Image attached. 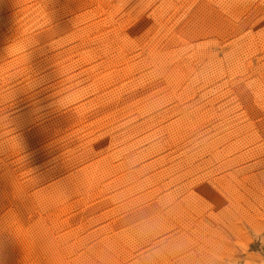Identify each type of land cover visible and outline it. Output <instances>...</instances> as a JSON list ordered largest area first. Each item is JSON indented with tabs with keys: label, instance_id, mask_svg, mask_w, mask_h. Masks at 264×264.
I'll use <instances>...</instances> for the list:
<instances>
[{
	"label": "rangeland",
	"instance_id": "374dc122",
	"mask_svg": "<svg viewBox=\"0 0 264 264\" xmlns=\"http://www.w3.org/2000/svg\"><path fill=\"white\" fill-rule=\"evenodd\" d=\"M0 205V264H264V0H0Z\"/></svg>",
	"mask_w": 264,
	"mask_h": 264
},
{
	"label": "bare ground",
	"instance_id": "6f19581e",
	"mask_svg": "<svg viewBox=\"0 0 264 264\" xmlns=\"http://www.w3.org/2000/svg\"><path fill=\"white\" fill-rule=\"evenodd\" d=\"M51 1V0H50ZM86 1V0H85ZM250 1V0H249ZM10 2V1H9ZM94 2H95V0H94ZM65 3V2H64ZM98 3V2H97ZM169 3V2H168ZM17 4V3H16ZM222 4V3H221ZM91 5V4H90ZM200 5V4H199ZM62 6H64V5H62ZM86 6V5H85ZM76 7V6H75ZM88 7V6H87ZM206 7V6H205ZM257 10V9H256ZM140 13V12H139ZM66 14H68V12L66 13ZM252 15V14H251ZM257 15V14H256ZM77 16V15H76ZM136 16V15H135ZM220 31V30H219ZM225 35V34H224ZM223 36V35H222ZM81 37V36H80ZM116 39V38H115ZM129 40V39H128ZM222 41V40H221ZM20 42V41H19ZM115 42V41H114ZM122 44V43H121ZM21 45V44H20ZM36 45V44H35ZM16 46H17V44H16ZM110 47V46H109ZM21 48V47H20ZM108 48V47H107ZM116 49V48H115ZM127 49V48H126ZM122 50V49H121ZM25 53V52H24ZM128 53V52H127ZM13 54V53H12ZM38 54V53H37ZM6 55V54H5ZM29 55V54H28ZM115 55V54H114ZM122 55V54H121ZM124 55V54H123ZM24 56V55H23ZM87 60V59H86ZM108 61V60H107ZM111 61V60H110ZM118 61V60H117ZM79 62V61H78ZM77 62V63H78ZM42 63V62H41ZM83 63V62H82ZM65 65V64H64ZM120 65V64H119ZM81 66V65H80ZM74 68V67H73ZM176 69V68H175ZM91 70V69H90ZM177 70V69H176ZM62 71V70H61ZM67 72V71H66ZM11 80V79H10ZM39 84V83H38ZM13 86V85H12ZM31 88V87H30ZM60 91V90H59ZM183 94V93H182ZM40 95V94H39ZM8 96V95H7ZM13 108V107H12ZM59 108V107H58ZM5 111V110H4ZM3 111V112H4ZM14 113V112H13ZM26 114V113H25ZM132 114V113H131ZM16 119V118H15ZM27 124V123H26ZM11 148V147H10ZM79 148V147H78ZM31 154V153H30ZM85 159V158H84ZM102 159V158H101ZM99 162H100V160H99ZM103 164V163H102ZM96 165V164H95ZM94 165V166H95ZM92 166V165H91ZM89 167V166H88ZM106 167V166H105ZM92 167H90V169H91ZM96 169V168H95ZM94 170V169H93ZM92 170V171H93ZM103 170V169H102ZM99 171V170H98ZM107 171V170H106ZM80 172V171H79ZM84 173V172H83ZM48 176V175H47ZM45 177V176H44ZM90 177V176H89ZM87 178V177H86ZM4 180V179H3ZM63 181H65V180H63ZM71 181V180H70ZM87 182V181H86ZM97 183V182H96ZM73 185V184H72ZM90 185V184H89ZM2 186V185H1ZM15 186V185H14ZM66 186V185H65ZM44 187V186H43ZM14 188V187H13ZM42 188V187H41ZM94 188V187H93ZM17 189V188H16ZM51 189V188H50ZM56 189V188H55ZM72 189V188H71ZM70 189V190H71ZM87 189V188H86ZM2 190V189H1ZM62 190V189H61ZM36 191V190H35ZM45 191V190H44ZM59 191V190H58ZM68 191V190H67ZM88 191V190H87ZM46 192V191H45ZM57 192V191H56ZM61 192V191H60ZM89 192V191H88ZM4 193V192H3ZM49 193V192H48ZM15 194V193H14ZM43 194H44V192H43ZM42 193H41V195L43 196V199H44V197H45V195H47V193L46 194H44L43 195ZM52 194V195H51ZM51 194H49V196H53L54 194L53 193H51ZM2 195H4V194H2ZM16 195H17V192H16ZM24 195V194H23ZM63 195V194H62ZM71 195V194H70ZM40 196V195H39ZM42 196H40V197H42ZM48 196V197H49ZM18 197V196H17ZM31 197H32V195H31ZM47 197V196H46ZM45 197V198H46ZM54 197V196H53ZM52 197V198H53ZM34 198H36V196L34 197ZM55 198V197H54ZM70 198H72V197H70ZM95 198V197H94ZM15 199V198H14ZM22 199V198H21ZM25 199V198H24ZM31 199V198H30ZM43 199L41 200V201H43ZM65 199V198H64ZM40 200V199H39ZM48 200H50V199H48ZM47 200V201H48ZM56 200V199H55ZM118 200V199H117ZM120 200V199H119ZM17 201V200H16ZM40 201V202H41ZM54 201V200H53ZM20 202V201H19ZM46 202V201H45ZM59 202V201H58ZM88 202V201H87ZM49 203V202H48ZM53 203V202H52ZM57 203V202H56ZM70 203V202H69ZM68 203V204H69ZM25 204V203H24ZM57 204H59V203H57ZM67 204V203H66ZM71 204V203H70ZM20 205H22V204H20ZM32 204H30V207L28 208V209H30L32 206H31ZM37 205V204H36ZM43 205V204H42ZM46 205V204H45ZM53 205V204H52ZM63 205V204H62ZM71 205H73V203L71 204ZM1 206V205H0ZM55 206V205H54ZM64 206V205H63ZM2 207V206H1ZM25 207H26V205H25ZM43 207V206H42ZM48 207V206H47ZM59 207V206H58ZM60 207H61V205H60ZM65 207V206H64ZM70 208H71V206H69ZM39 208V207H38ZM57 208V207H56ZM62 208V207H61ZM43 209V208H42ZM48 209V208H47ZM50 209V208H49ZM58 209V208H57ZM64 209V208H63ZM65 209H66V207H65ZM53 210H55V209H53ZM60 210V209H59ZM30 211H31V209H30ZM46 211H48V210H46ZM52 212V211H51ZM56 212V211H55ZM61 212H62V210H61ZM61 212H58L59 214L61 213ZM50 213V212H49ZM35 214V213H34ZM47 215V214H46ZM5 216V215H4ZM49 216V215H48ZM38 217V216H37ZM47 217V216H46ZM50 217V216H49ZM56 217H58V216H56ZM100 217V216H99ZM51 218V217H50ZM53 218V217H52ZM55 219H57V218H54V220ZM13 221H15L14 219H12ZM59 221V220H58ZM86 221V220H85ZM56 222H57V220H56ZM97 222V221H96ZM16 223V222H15ZM26 223V222H25ZM28 223H30V225L27 227L28 229H26V231L24 232V236L23 235H21V236H23V238L22 237H19V235H18V237H16V239H13V241H12V244H11V246H12V250H11V254H10V264H17L18 262H23V260H25L26 262H29L30 264H31V261H33V260H38L39 261V263H37V264H59V260L56 258V257H52L53 255L52 254H50V253H48V254H50V256H44L45 255V253H47V252H45L44 253V248L45 247H47V246H43V244H44V240L42 239L43 237H42V232L43 233H45V230L43 231L42 229H43V227L40 229V228H38L37 229V225L35 224V225H33V223H32V221H29ZM27 223V224H28ZM83 224V223H82ZM94 224V223H93ZM33 226H35L36 227V229H34L33 230ZM14 227H16V225L14 226ZM21 227V226H20ZM17 229V228H16ZM16 230H15V228H14V231H13V233L15 232ZM20 231L21 230H19V233H20ZM18 232V231H17ZM99 232V231H98ZM12 233V232H11ZM12 233V234H13ZM14 235H15V233H14ZM16 235H17V233H16ZM48 235V234H47ZM12 236V235H11ZM46 236V235H45ZM50 237V236H49ZM49 237H48V239H49ZM15 238V237H14ZM12 239V238H11ZM44 241V242H43ZM51 241V240H50ZM52 242V241H51ZM3 243V242H2ZM48 243V242H47ZM2 246V245H1ZM50 246H52V245H50ZM53 248V247H52ZM46 249V248H45ZM49 249H50V247H49ZM47 250V249H46ZM55 250V249H54ZM54 250L53 251H51V252H53L54 253ZM57 250V249H56ZM5 254V253H4ZM57 254V253H56ZM6 256H7V254H6ZM6 256H3L2 257V259L4 260L5 259V257ZM57 257H58V255H57ZM9 258V257H8ZM25 262V263H26ZM35 262V261H34ZM62 263V262H61ZM60 263V264H61ZM19 264V263H18ZM35 264V263H34Z\"/></svg>",
	"mask_w": 264,
	"mask_h": 264
}]
</instances>
